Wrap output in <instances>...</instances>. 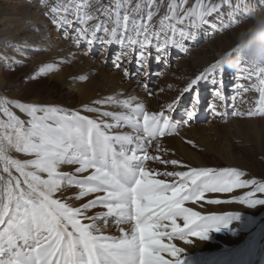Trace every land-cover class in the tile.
<instances>
[{
	"label": "snow or ice",
	"instance_id": "snow-or-ice-1",
	"mask_svg": "<svg viewBox=\"0 0 264 264\" xmlns=\"http://www.w3.org/2000/svg\"><path fill=\"white\" fill-rule=\"evenodd\" d=\"M188 2L136 0L133 5V0H56L52 4L41 0V5L47 8L44 15L65 39L77 48L87 45L85 55L97 44L104 52L107 46L119 45L121 51L113 64L124 77L132 79L149 75L153 49L154 59L166 64L170 49L186 52L185 41H196L202 26L216 30L217 25L208 17L220 10L221 3L196 0L186 7ZM222 3L231 8L230 0ZM242 3L238 0L235 10L229 12L230 24L225 27L249 18L244 15L236 19ZM162 8L166 11L157 27L153 21ZM133 52L135 73L122 64L124 56L132 62ZM0 59L7 62V58ZM240 62L245 67L233 74L237 81L233 100L241 98V103H246L242 97L249 91L259 97L247 110L233 105L230 114L264 118V66ZM54 70V64H46L37 76ZM225 74V67L217 59L157 112L147 110L133 97L107 96L93 101L94 105L121 109L118 112L84 106L83 111L98 113L100 119L57 106L0 97V114L4 117L0 118V264H182V249L162 243V238L190 244V237L207 239L210 231L227 228L237 218L236 212L202 215L185 207L186 202L264 205V198H256L257 193L264 194V182L242 179L245 173L236 168L192 167L176 159H162L161 153L166 150L162 149L161 138L175 134L180 124L172 114L181 107L183 98L190 96V102L183 105V123L191 124L200 111L201 85H211L214 101L219 102L208 105L212 115H229ZM253 77L255 83L240 82ZM145 89L153 95L146 84ZM13 108L27 119L17 116ZM124 127L131 131L114 132ZM152 147L156 154L149 153ZM13 153L25 158H16ZM149 162L185 170L158 171ZM65 166L71 170L63 171ZM249 187L252 190L231 200L206 199L208 193L226 194ZM69 188L78 191L67 198L58 195ZM89 196L93 198L79 206L68 202ZM94 209L101 211L89 215ZM113 221L118 236L105 234L104 229ZM162 253L171 259H164Z\"/></svg>",
	"mask_w": 264,
	"mask_h": 264
},
{
	"label": "rangeland",
	"instance_id": "rangeland-1",
	"mask_svg": "<svg viewBox=\"0 0 264 264\" xmlns=\"http://www.w3.org/2000/svg\"><path fill=\"white\" fill-rule=\"evenodd\" d=\"M135 2L136 0H133V5ZM195 2L196 0H189L186 7H190ZM212 2L221 3L220 10L208 17L211 23L217 25L215 31L211 30L208 25L202 26L199 31L202 30L205 34L196 41H185V46L188 49L186 52L177 48L170 49L166 64L154 59L155 50L153 49L149 57V75L147 77L134 76L132 79H128L124 77L123 71L118 70L113 64L115 55L121 51L119 45L107 46V51L104 52V49L97 44L89 51L88 55H85L84 53L88 51L86 44L77 48L70 40L64 38L62 31L57 30L47 16L39 14L36 7L47 11V8L41 5V0H0V16L5 21H11L7 22L10 29L0 32V57L7 58V62L0 59V97L22 103L57 106L67 111H78L81 115L92 119H100L98 113L85 112L83 111L84 106L100 107L102 111H121L116 107L93 104V101L107 96H118L120 99L133 97L137 102L144 103L147 110L160 111L162 105L175 99L179 90L191 78L214 63L224 52L217 48L216 57L207 60L202 56L203 49L211 45L212 37L227 34L226 40L222 43L224 49L229 51L234 47L242 21L225 27L230 24L229 12L233 10L223 4L222 0L218 2L212 0ZM237 2L238 0H230L231 7L235 6L236 8ZM256 2L264 7V0H243V3L240 4V12L244 7ZM50 3L54 4L55 1ZM102 3H108V0H102ZM164 9L166 8H162L160 14L154 18L153 24L155 23L154 25L157 27L156 20L160 19ZM254 11H259V9ZM239 18L240 13L238 12L236 19L239 20ZM13 31H16V34L10 36L8 33ZM193 50L200 51L201 56L196 62L190 63L188 59ZM21 52L25 55L22 56ZM135 56L136 53L133 52L131 63L128 62V56H124L122 59V64L133 73L137 68ZM13 61L19 63H13ZM49 63L55 65V70L37 76L39 68ZM187 64L190 65L187 66ZM241 64L242 62L232 69L225 68L226 74L223 79L225 94L228 97L227 111L229 115L227 117L212 115L208 105L219 102L214 101L211 85H201V105L197 118L189 125L183 123V105L190 102V96L183 98L181 107L172 114L180 124L175 134L161 138L162 149L166 150L161 153L162 159H176L192 167L217 169L232 167L245 173L242 179H256L264 182L262 175V169H264V118H241L233 117L230 114L234 110L233 105L235 108L247 110L259 97L255 91H249L242 97L246 103L242 104L241 98L233 100L236 95L237 83L233 74H238ZM229 71L231 74L227 76ZM61 75L64 76L61 77ZM34 76L35 79H33ZM82 76L87 78L81 80ZM5 78H9V80L6 81ZM240 82L244 83V81ZM255 82L254 79L253 83ZM31 84L37 86L33 88L36 90L30 91L29 96H24L22 91L27 87L30 88ZM52 84L54 86H51ZM145 84L147 89L153 93L152 96L147 94ZM74 86H85L92 95L87 100L78 102L68 96V93L77 94L78 90H73ZM252 95L254 99L250 97ZM218 110L224 111V109ZM12 111L21 119H27L26 115L18 109L13 108ZM0 118H4L2 114H0ZM104 119L106 122L112 123L110 119ZM115 131L130 132L131 129L124 127ZM149 153L156 154L154 147L149 149ZM13 156L25 158L17 153H13ZM149 164L158 171L185 170L172 165L165 166L158 162H149ZM62 170L70 171L71 167L65 166ZM250 190H252L251 187L235 189L232 193L226 194L208 193L206 199L231 200ZM77 191L78 189L69 188L58 195L67 198ZM92 198L89 196L81 201L71 200L68 202L79 206ZM256 198H264V194L257 193ZM184 206L198 211L202 215L236 212L237 218L231 220L227 228L222 227L219 231H210L207 239H203V247L200 245V239L194 237L189 238L192 241L190 244H185L179 239L162 238V243H171L182 249L180 256L182 264H194L186 261H194L197 264H264V205L256 207H245L238 203L208 205L201 201L196 204L186 202ZM96 211H101V209H94L89 215ZM177 223L183 227L182 220L178 219ZM101 227H103L102 222ZM123 227L129 229L130 225H123ZM104 231L108 235H119L114 221ZM192 252L195 254L190 256ZM162 256L164 259H171L166 253H162Z\"/></svg>",
	"mask_w": 264,
	"mask_h": 264
},
{
	"label": "clouds",
	"instance_id": "clouds-1",
	"mask_svg": "<svg viewBox=\"0 0 264 264\" xmlns=\"http://www.w3.org/2000/svg\"><path fill=\"white\" fill-rule=\"evenodd\" d=\"M232 49V54L219 55L223 67L232 69L241 60L264 66V11L250 13V23L237 33Z\"/></svg>",
	"mask_w": 264,
	"mask_h": 264
},
{
	"label": "bare ground",
	"instance_id": "bare-ground-1",
	"mask_svg": "<svg viewBox=\"0 0 264 264\" xmlns=\"http://www.w3.org/2000/svg\"><path fill=\"white\" fill-rule=\"evenodd\" d=\"M56 2V0H50V2ZM217 2L218 1H220V0H216ZM259 1H261V0H259ZM190 6V5H189ZM248 8V9H247ZM36 9H37V11L39 12V14L41 13V14H44L45 12H46V10L45 9H43V8H39V7H36ZM231 9L232 10H235V6L234 7H231ZM258 10L259 9V11H264V7H261V5L258 3V2H256V3H251L248 7H244V9H242L241 10V12L239 11V13H240V17H241V15L243 14V15H248L249 16V18L248 19H246V20H243L242 22H241V24H240V28H239V30H241V29H243V28H246L247 26H248V24L250 23V13L251 12H253L254 10ZM163 11H166V9H164ZM45 18V17H44ZM158 20H159V18L156 20L157 22H158ZM7 22L8 23H10L11 21H5L1 16H0V32L2 33V32H6V31H8L9 29H10V25L9 24H7ZM155 24V23H154ZM202 28V27H201ZM15 32V33H14ZM236 32V31H235ZM237 33V32H236ZM10 36H14V34H16V31H13V32H11V33H8ZM205 34V32H203L202 30H198V38L199 37H202L203 35ZM227 35V34H226ZM226 35H221V36H214V37H212L213 39H211V45L209 46V47H205L204 49H203V52H202V56H204L205 57V59H209V58H213V57H216L215 55V52H216V49L218 48V49H222V51L224 50V52H227L228 51V49L226 50V48L224 49V45L222 44L223 43V41L224 40H226ZM199 52L200 51H198V50H193V53H192V55H191V57L188 59V61L190 62V63H192V62H196V60L198 59V58H200V56H201V54H199ZM223 52V53H224ZM217 53V52H216ZM219 55V54H218ZM103 60V59H102ZM187 60H186V62H188ZM188 65H190V64H187V66ZM243 67H245V65L242 63L240 66H239V68H238V72H239V70L241 69V68H243ZM75 68V67H74ZM87 68V67H86ZM73 69V68H72ZM188 69V68H187ZM85 70V69H84ZM76 71V70H75ZM237 72V73H238ZM230 74H231V71H229L228 73H227V76H230ZM62 76H64V75H61V77ZM225 77V76H224ZM254 79H255V77H253L252 78V80L251 81H247V80H244V83L246 84V85H248V84H250V83H253V81H254ZM5 80L6 81H8L9 80V78H5ZM31 87L30 88H26L24 91H22V94H24V96H29L30 95V91H34V90H36V89H33V88H36L37 86H35V84H31L30 85ZM51 86H54V84H52ZM70 87H72V85H70ZM73 90H78L77 91V94H75L74 92L73 93H68V96H71V97H73L76 101H78V102H83V101H85V100H87L92 94H91V92H90V90H88L87 89V87H85V86H83V87H79V86H74L73 87ZM250 92H252V91H250ZM251 94V93H250ZM252 99H254V97H253V95L252 96H250ZM262 171H263V177H264V169H262ZM200 245L203 247V245H204V242H203V240H201L200 239ZM195 254V252H192L191 253V255L190 256H193ZM186 262H188V263H194V264H197L196 262H194V261H186ZM237 263V262H236Z\"/></svg>",
	"mask_w": 264,
	"mask_h": 264
}]
</instances>
